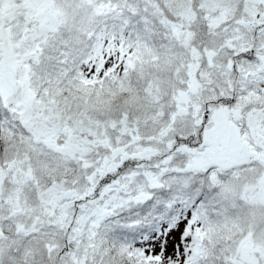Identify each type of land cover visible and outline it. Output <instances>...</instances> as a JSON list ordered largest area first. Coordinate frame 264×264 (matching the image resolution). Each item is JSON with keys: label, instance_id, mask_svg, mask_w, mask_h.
Masks as SVG:
<instances>
[{"label": "snow or ice", "instance_id": "6c2138e0", "mask_svg": "<svg viewBox=\"0 0 264 264\" xmlns=\"http://www.w3.org/2000/svg\"><path fill=\"white\" fill-rule=\"evenodd\" d=\"M0 264H264V0H0Z\"/></svg>", "mask_w": 264, "mask_h": 264}]
</instances>
